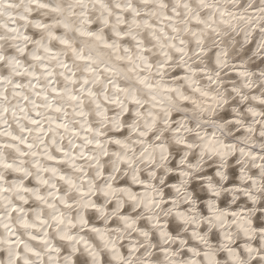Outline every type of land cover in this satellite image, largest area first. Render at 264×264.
<instances>
[{
	"label": "snow or ice",
	"instance_id": "6c2138e0",
	"mask_svg": "<svg viewBox=\"0 0 264 264\" xmlns=\"http://www.w3.org/2000/svg\"><path fill=\"white\" fill-rule=\"evenodd\" d=\"M0 264H264V0H0Z\"/></svg>",
	"mask_w": 264,
	"mask_h": 264
}]
</instances>
